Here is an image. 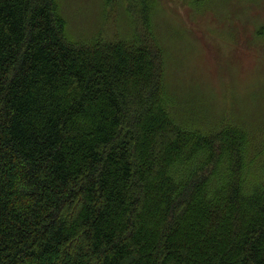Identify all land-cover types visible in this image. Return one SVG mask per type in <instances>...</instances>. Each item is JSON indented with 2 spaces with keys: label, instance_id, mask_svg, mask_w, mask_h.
<instances>
[{
  "label": "trees",
  "instance_id": "16d2710c",
  "mask_svg": "<svg viewBox=\"0 0 264 264\" xmlns=\"http://www.w3.org/2000/svg\"><path fill=\"white\" fill-rule=\"evenodd\" d=\"M119 1L134 35L74 43L57 0H0V264H264V159L178 122L156 0Z\"/></svg>",
  "mask_w": 264,
  "mask_h": 264
},
{
  "label": "rangeland",
  "instance_id": "374dc122",
  "mask_svg": "<svg viewBox=\"0 0 264 264\" xmlns=\"http://www.w3.org/2000/svg\"><path fill=\"white\" fill-rule=\"evenodd\" d=\"M123 1V0H122ZM74 43L135 33L118 0H57ZM154 28L163 43L168 106L179 123L202 134L224 121L245 128L250 155L264 159V0H156ZM193 126V127H192ZM264 182L255 173L250 187Z\"/></svg>",
  "mask_w": 264,
  "mask_h": 264
}]
</instances>
